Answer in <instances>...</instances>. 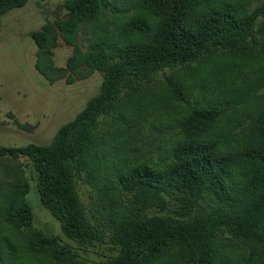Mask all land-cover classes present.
I'll use <instances>...</instances> for the list:
<instances>
[{
    "label": "trees",
    "instance_id": "16d2710c",
    "mask_svg": "<svg viewBox=\"0 0 264 264\" xmlns=\"http://www.w3.org/2000/svg\"><path fill=\"white\" fill-rule=\"evenodd\" d=\"M28 1L0 0V16ZM132 1L137 13L126 23L122 36L94 38L84 54L90 67L103 72L101 91L60 127L50 144L0 145V157H30L38 172L42 204L69 237L87 244L108 241L119 248L110 264L152 261L176 244H182L186 252L176 264H237L219 241L222 232L247 243L250 257L264 261V110L255 117L249 133L232 144L208 137L189 140L174 148L172 161L164 165L119 160L111 166L113 172L109 170L112 173L103 188L130 195L128 210L109 219V228L88 218L76 177L85 172L93 185L99 183L103 167L99 119L117 106L123 87L137 88L166 67L200 63L222 49L241 55L264 54L258 36L264 37V22L257 27L264 0L251 11L230 0ZM110 7H117L116 0H70L66 19L32 31L38 47L36 68L50 78L53 63H43L42 57L50 53L52 35L59 32L67 43L74 44L78 23L96 19ZM77 62H69L72 73ZM173 91L178 100L184 99L182 87L177 85ZM220 115L215 106L197 109L187 119V129L203 132ZM17 178L0 182V220L30 226L29 184L23 176ZM167 196L179 202L176 216L165 212ZM204 199L210 200V210L196 212ZM149 209L165 213L148 215ZM34 245L41 250L60 248L55 237L39 232Z\"/></svg>",
    "mask_w": 264,
    "mask_h": 264
},
{
    "label": "rangeland",
    "instance_id": "374dc122",
    "mask_svg": "<svg viewBox=\"0 0 264 264\" xmlns=\"http://www.w3.org/2000/svg\"><path fill=\"white\" fill-rule=\"evenodd\" d=\"M69 1L29 0L23 7L0 16V145L50 144L60 127L74 119L101 91L103 72L83 60L89 44L98 37L122 36L126 23L137 13L132 0H116L117 7L106 8L100 17L78 23L74 44L67 43L59 32L53 34L50 53L42 57L43 63L52 62L54 66L47 69L48 78L36 68L38 47L31 33L44 24L66 19ZM230 1L249 11L263 2ZM262 22L264 14L258 18L257 27ZM258 36L264 43V37L260 33ZM71 59L79 60L74 73L68 67ZM177 85L182 87L183 100L175 97L178 94L173 89ZM214 106L221 115L213 126L196 134L187 129L186 121L192 112ZM262 110L261 51L250 56L222 49L200 63L166 67L137 88L123 87L117 106L99 119L97 135L103 164L99 183L93 185L85 172L76 177V188L88 218L109 228V219L128 210L130 195L103 188L119 160L126 164L147 161L164 165L172 161L174 148L189 140L208 137L232 144L249 133ZM17 175V180L23 176L29 184L26 197L33 220L30 226L0 220V264H110L119 255L120 249L108 241L87 244L65 234L61 222L41 202L38 172L30 157H0V182L15 181ZM208 199L201 201L195 211H209ZM167 201L165 212L176 216L179 202L168 196ZM165 212L147 210L148 215ZM36 232L55 237L60 248H35ZM219 241L237 264H264L263 260L250 257L251 247L247 243L228 232H222ZM183 253L184 246L176 244L170 252L142 264H176Z\"/></svg>",
    "mask_w": 264,
    "mask_h": 264
},
{
    "label": "crops",
    "instance_id": "0c3cea01",
    "mask_svg": "<svg viewBox=\"0 0 264 264\" xmlns=\"http://www.w3.org/2000/svg\"><path fill=\"white\" fill-rule=\"evenodd\" d=\"M4 15V14H3ZM0 36H1V30H0ZM0 41H1V37H0Z\"/></svg>",
    "mask_w": 264,
    "mask_h": 264
}]
</instances>
